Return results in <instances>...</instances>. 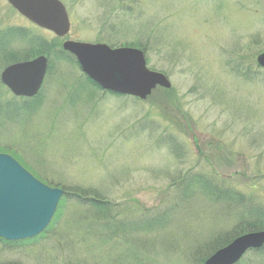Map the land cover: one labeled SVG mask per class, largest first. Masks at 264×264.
Listing matches in <instances>:
<instances>
[{"label":"rangeland","instance_id":"1","mask_svg":"<svg viewBox=\"0 0 264 264\" xmlns=\"http://www.w3.org/2000/svg\"><path fill=\"white\" fill-rule=\"evenodd\" d=\"M61 1L71 20L67 38L142 45L147 66L167 75L172 87L164 89L172 92L168 100L158 88L143 101L112 95L65 55L50 57L35 99L0 83V153L65 190L40 238L17 247L0 240V264H201L206 248L234 239L243 208L264 207V68L257 63L264 0ZM16 28L44 43L55 37L0 0V33ZM23 41L10 46L19 57L0 58V74L32 47ZM184 176L243 199L181 191ZM77 188L109 204L118 225L153 216L162 223L111 240L88 235L80 222L86 226L92 213ZM237 264H264V248Z\"/></svg>","mask_w":264,"mask_h":264},{"label":"water","instance_id":"2","mask_svg":"<svg viewBox=\"0 0 264 264\" xmlns=\"http://www.w3.org/2000/svg\"><path fill=\"white\" fill-rule=\"evenodd\" d=\"M23 16L64 37L70 30L67 8L61 0H8ZM63 49L77 59L82 71L104 90L145 100L157 86L171 88L169 78L148 68L145 53L138 48H112L105 43L66 40ZM264 67V52L257 56ZM47 57L6 67L2 82L17 96H35L44 81ZM64 190L50 187L28 172L11 155L0 153V238L20 241L46 230ZM264 246V230L248 232L218 249L205 264H236L250 249Z\"/></svg>","mask_w":264,"mask_h":264},{"label":"trees","instance_id":"3","mask_svg":"<svg viewBox=\"0 0 264 264\" xmlns=\"http://www.w3.org/2000/svg\"><path fill=\"white\" fill-rule=\"evenodd\" d=\"M22 37L25 42H28L29 45L32 44V47L24 51V57H23L24 59H28L36 55H39V54H46L47 56H49V58L51 56L61 58L63 57V55H65L68 61L70 60L74 62L75 64H77L75 58L72 55L62 50L61 40L58 38H55L50 42L47 41L44 43L40 38H37L36 36L31 38L29 34L26 33L25 31L23 32ZM140 47L147 54V48L143 47L142 45ZM12 59L13 61L16 60L15 58H12ZM50 67H51V63L49 65V68ZM87 82H89L92 85H95L89 79H87ZM158 89L159 91L163 93V97L165 100L170 99V97L167 94H170L172 92L171 90H166L163 88H158ZM186 179L188 178L184 176L179 181L180 184H178V186L179 187L181 186V191L185 192L188 190H194L197 187L201 190V193H203L204 195L208 197L214 198L216 201H224L227 203H230V202L240 203V200L243 199L242 197L237 196V194L231 191L222 190L218 184H215V183L211 184L204 179L192 177L188 179V181H185ZM75 195H77L78 198H81L83 201H85L80 204L84 205L87 212L92 213V221L87 222L86 226L84 222H80L82 229L88 235H91L93 233H99V235H101L100 237L105 236L106 238H108L107 240H111V239L126 236V234H128L129 232V229L136 230V231L146 230V229L153 228V227L156 228L158 224L162 223L160 222L162 220L160 217L153 216L146 220L143 219L142 221H139V223H143L140 226L137 225L138 222L133 223V226L131 224L132 227L121 226L120 224L118 225L117 223L114 222V218L112 216L113 209L105 201H102V199L95 198L93 195L90 194V191L87 192L86 190H82L78 188L76 190ZM241 202L244 203L243 201ZM62 205H63V199L60 201L57 213L62 208ZM237 220H238V224L240 225L239 226L240 229L237 232V235H234L233 238H235L236 236L240 234L249 232V231L262 230L264 229V207H257V206L254 207L252 203H249L248 207H245V209L243 208L242 213L240 212L238 214ZM43 234L44 233H42L41 235L33 239H28L26 240V242L28 243V241L37 240ZM1 241L7 243L9 246H12V247H17L21 245L20 242L24 243L23 241H19V242H6L4 240H1ZM229 241H227V243ZM227 243H222L219 246H224ZM208 249L209 248H206L204 250L206 254L205 256L201 257L200 259L201 264H204L206 258L216 250V249H209V250Z\"/></svg>","mask_w":264,"mask_h":264},{"label":"flooded vegetation","instance_id":"4","mask_svg":"<svg viewBox=\"0 0 264 264\" xmlns=\"http://www.w3.org/2000/svg\"><path fill=\"white\" fill-rule=\"evenodd\" d=\"M22 31V29L16 28L14 33L12 31L0 33V58L14 56V54L11 52L10 46L12 44L15 45V43L18 44V42L22 41Z\"/></svg>","mask_w":264,"mask_h":264}]
</instances>
